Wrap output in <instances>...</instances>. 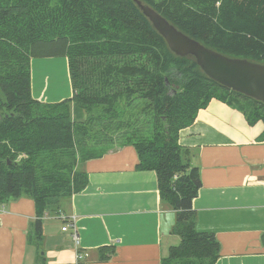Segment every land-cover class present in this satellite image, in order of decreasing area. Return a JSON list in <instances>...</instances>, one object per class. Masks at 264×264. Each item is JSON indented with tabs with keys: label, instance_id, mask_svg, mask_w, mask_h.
Listing matches in <instances>:
<instances>
[{
	"label": "trees",
	"instance_id": "1",
	"mask_svg": "<svg viewBox=\"0 0 264 264\" xmlns=\"http://www.w3.org/2000/svg\"><path fill=\"white\" fill-rule=\"evenodd\" d=\"M140 1L207 46L264 63V0ZM59 56L68 58L74 95L42 102L32 93L31 61ZM213 99L250 123L264 121V102L176 55L138 0H0V203L34 198L41 240L46 213L88 184L77 164L104 155L120 132L117 147H136L138 168L157 172L161 204L176 212L180 241L161 264H216L219 240L197 228L200 170L180 143V131ZM142 114L147 130L136 123Z\"/></svg>",
	"mask_w": 264,
	"mask_h": 264
},
{
	"label": "crops",
	"instance_id": "2",
	"mask_svg": "<svg viewBox=\"0 0 264 264\" xmlns=\"http://www.w3.org/2000/svg\"><path fill=\"white\" fill-rule=\"evenodd\" d=\"M57 59L31 61L32 93L42 102L74 95L68 58L60 61L57 75L47 67ZM263 132L264 121L250 123L219 99L180 131V143L191 151L202 180L194 199L197 228L215 233L220 242L216 264H264ZM139 163L134 145L81 163L88 184L61 204L76 218L79 241L72 227L63 230L64 222L48 213L37 240V205L31 196L0 203V264H36L42 256L47 264H161L175 239L176 212L161 204L157 172L139 169Z\"/></svg>",
	"mask_w": 264,
	"mask_h": 264
},
{
	"label": "water",
	"instance_id": "3",
	"mask_svg": "<svg viewBox=\"0 0 264 264\" xmlns=\"http://www.w3.org/2000/svg\"><path fill=\"white\" fill-rule=\"evenodd\" d=\"M138 3L176 55L194 57L208 77L225 87L264 102V63L245 57H232L209 47L179 29L150 5L140 0Z\"/></svg>",
	"mask_w": 264,
	"mask_h": 264
},
{
	"label": "rangeland",
	"instance_id": "4",
	"mask_svg": "<svg viewBox=\"0 0 264 264\" xmlns=\"http://www.w3.org/2000/svg\"><path fill=\"white\" fill-rule=\"evenodd\" d=\"M63 58V59H62ZM65 56H59L58 57V61L57 60H51V61H48L47 63V67H49V70L54 74V75H57L59 74V71L62 67V65L60 64V61L61 60H64ZM66 70V68H65ZM247 103H250V102H247ZM246 104V103H245ZM240 105L244 106V103L242 102ZM75 117H78V116H75ZM141 118H139V120H137V124L141 127L140 129L144 130L145 128H147L148 126L150 127V125L147 123L149 120V118L145 115V114H142L140 116ZM148 124V126H147ZM147 126V127H146ZM147 130V129H145ZM118 136H121V133H115V136L113 137V141L110 142V144L106 145V146H111L110 149H113V148H116L119 143H121V140L120 138H118ZM106 146H103V149L106 147ZM80 162L77 164V168L78 166L81 167L82 165L80 164ZM82 168V167H81ZM63 202V201H62ZM65 202V201H64ZM61 211H64L65 210L62 208ZM59 212H55V211H52V213H50V217L53 218V217H56L58 215ZM180 241V237L178 235H175V239H173V244H177L178 242ZM172 245V244H171Z\"/></svg>",
	"mask_w": 264,
	"mask_h": 264
},
{
	"label": "built area",
	"instance_id": "5",
	"mask_svg": "<svg viewBox=\"0 0 264 264\" xmlns=\"http://www.w3.org/2000/svg\"><path fill=\"white\" fill-rule=\"evenodd\" d=\"M47 216V215H46ZM57 217H59L63 222H64V226H63V230H68L70 227H72L74 229V238L79 241V236H78V232L76 230V224H75V217L74 216H68L65 214L64 211H60L57 215ZM81 257V253L78 254V258Z\"/></svg>",
	"mask_w": 264,
	"mask_h": 264
}]
</instances>
